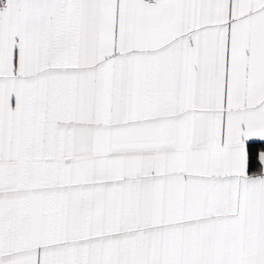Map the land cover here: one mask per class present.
Segmentation results:
<instances>
[{"label":"snow or ice","instance_id":"obj_1","mask_svg":"<svg viewBox=\"0 0 264 264\" xmlns=\"http://www.w3.org/2000/svg\"><path fill=\"white\" fill-rule=\"evenodd\" d=\"M0 264H264V0H0Z\"/></svg>","mask_w":264,"mask_h":264}]
</instances>
